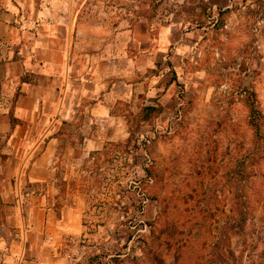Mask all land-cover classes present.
I'll return each mask as SVG.
<instances>
[{
  "label": "rangeland",
  "instance_id": "rangeland-1",
  "mask_svg": "<svg viewBox=\"0 0 264 264\" xmlns=\"http://www.w3.org/2000/svg\"><path fill=\"white\" fill-rule=\"evenodd\" d=\"M85 10L108 30L169 22L173 44L195 51L185 80H160L115 123H59L53 190L65 255L76 264H263L264 0H237L232 15L205 0H89ZM235 209L249 212L237 233ZM0 264H13L1 250Z\"/></svg>",
  "mask_w": 264,
  "mask_h": 264
},
{
  "label": "crops",
  "instance_id": "crops-1",
  "mask_svg": "<svg viewBox=\"0 0 264 264\" xmlns=\"http://www.w3.org/2000/svg\"><path fill=\"white\" fill-rule=\"evenodd\" d=\"M205 2L232 15L237 0ZM88 4L0 0V250L9 263L76 264L58 238L67 229L53 190L59 123L80 115L95 124L115 123L125 104L156 94L160 80H185L180 72L195 51L173 44V25L166 21L94 27ZM40 184L48 189L32 191ZM19 193L27 196L26 206L16 199ZM25 213L31 222L26 240ZM74 218L73 238L81 235Z\"/></svg>",
  "mask_w": 264,
  "mask_h": 264
},
{
  "label": "trees",
  "instance_id": "trees-1",
  "mask_svg": "<svg viewBox=\"0 0 264 264\" xmlns=\"http://www.w3.org/2000/svg\"><path fill=\"white\" fill-rule=\"evenodd\" d=\"M152 111H154V108L152 106H147V107L144 108V112L145 113H150ZM252 118L253 119L251 120L250 124L253 127H256L257 126L256 125L257 123L254 120V117H252ZM257 131H258V128H257ZM248 214H249L248 209L246 211L245 210H239V209H235L233 211V217L234 218L231 219V221H232L233 224L236 225V226L234 225L235 227L233 228V231H235V233L240 232V231L243 230V228H244L243 225L245 224V222L247 220ZM238 222H239V224H237ZM227 236H228V234H227ZM261 260H263V264H264V252L261 254ZM207 264H211V262L210 263H207Z\"/></svg>",
  "mask_w": 264,
  "mask_h": 264
}]
</instances>
